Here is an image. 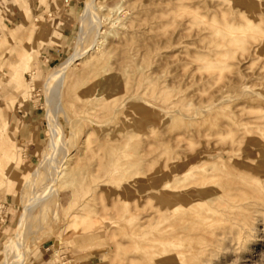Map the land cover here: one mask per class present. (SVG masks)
<instances>
[{
  "label": "rangeland",
  "instance_id": "374dc122",
  "mask_svg": "<svg viewBox=\"0 0 264 264\" xmlns=\"http://www.w3.org/2000/svg\"><path fill=\"white\" fill-rule=\"evenodd\" d=\"M260 127L264 0H0V264H264Z\"/></svg>",
  "mask_w": 264,
  "mask_h": 264
},
{
  "label": "bare ground",
  "instance_id": "6f19581e",
  "mask_svg": "<svg viewBox=\"0 0 264 264\" xmlns=\"http://www.w3.org/2000/svg\"><path fill=\"white\" fill-rule=\"evenodd\" d=\"M94 8V6L92 5V4H90V9H93ZM92 11H94V10H92ZM95 12H96V10H95ZM95 12H93V13H95ZM92 13V12H91ZM92 13V15H93V17H94V19H95V24L97 25V29H95V31L94 32H92V31H90V30H88L87 31V35L86 36H83V38H84V40H88V39H91L92 40V44H91V46H90V48H89V50L91 51V50H94L95 48H96V46H98V42H97V38L100 36V20H99V16L97 17L95 14H93ZM86 18V14L83 16V23L84 22H87V20L85 19ZM19 32H12V36H13V38H16L15 36L18 34ZM81 42V41H80ZM85 49V48H84ZM85 52H81V53H79V59H77V60H80L81 58H83L84 56H85V54L87 53V51L86 50H84ZM89 52V51H88ZM72 62L70 61V62H67V63H65V64H63L62 66V68L60 67V68H58L59 70H57V71H55V74H54V83H53V85L55 84V83H57L60 79H62V77H63V75H64V72L67 70V68H68V66L71 64ZM52 85V86H53ZM52 86H49L48 88H46L47 90L48 89H50ZM132 99V98H131ZM137 99V98H136ZM135 99V100H136ZM126 103V102H125ZM135 106V105H134ZM132 107V106H131ZM52 119V118H51ZM53 123H51V131H52V133H53V135L55 136V137H57V135H58V125L55 123V121H52ZM248 133H249V135H250V144H249V150H248V152H249V155H252L253 157L256 155H262L261 157H264V142H262V143H260L257 139L258 138H261V139H264V130L260 127L259 128V130H258V132H253L252 130H248ZM60 137V136H59ZM53 139V141H54V138H52ZM52 141V142H53ZM263 145V146H262ZM53 149V148H52ZM53 162H56V160L54 159V157H53V160H52ZM206 161V160H205ZM262 161V160H261ZM259 163H261V162H259ZM54 164V163H53ZM251 164H249V166H250ZM252 166V165H251ZM54 167V166H53ZM56 167V166H55ZM57 169H58V167H56ZM179 168V167H178ZM58 172V171H57ZM258 172V168H253V169H251V171H250V173H252V174H256ZM60 175H61V172H58ZM233 174H235V171L233 172ZM53 184H54V182H49V183H47L45 186H43V189H45L46 191H50L51 189H52V187H53ZM175 184V183H174ZM233 191V190H232ZM213 195V194H212ZM205 197V196H204ZM207 197V196H206ZM49 201V199L47 200V201H45L44 203H41L40 205L42 206V204H43V208L45 209V210H47L48 208H49V204L47 203ZM36 202V199L35 198H33V200H32V202H30L26 207H25V209H24V211H23V213H22V216H21V218L19 219V227L18 228H22V227H27V224H28V222H29V220H30V218L32 217V212H33V208L35 207V203ZM40 206V207H41ZM45 212V211H44ZM40 216V215H39ZM39 221V220H38ZM244 228V227H243ZM248 230V229H247ZM23 231H25V229H23ZM251 231V230H250ZM17 235V234H16ZM17 237V239H19V236L17 235L16 236ZM15 237V238H16ZM24 239V238H23ZM22 239V240H23ZM238 239V238H237ZM16 240V239H15ZM17 241V243L16 242H14L15 243V245H16V252H18V251H20L22 248H23V246L24 245H22V243H23V241H22V243H20V242H18V240H16ZM23 251H24V249H23ZM17 255H16V257H20L19 255H18V253H16ZM12 263V262H11Z\"/></svg>",
  "mask_w": 264,
  "mask_h": 264
},
{
  "label": "built area",
  "instance_id": "2783aa9c",
  "mask_svg": "<svg viewBox=\"0 0 264 264\" xmlns=\"http://www.w3.org/2000/svg\"><path fill=\"white\" fill-rule=\"evenodd\" d=\"M1 10L3 13L4 22L7 24H12L15 21L14 13L11 12L10 8L6 6H1Z\"/></svg>",
  "mask_w": 264,
  "mask_h": 264
}]
</instances>
